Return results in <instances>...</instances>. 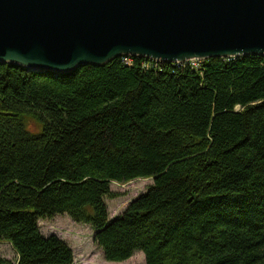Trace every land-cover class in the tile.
<instances>
[{"label":"trees","instance_id":"trees-1","mask_svg":"<svg viewBox=\"0 0 264 264\" xmlns=\"http://www.w3.org/2000/svg\"><path fill=\"white\" fill-rule=\"evenodd\" d=\"M128 60L58 76L0 65V242L17 255L0 264H74L39 230L62 215L106 262L264 264V58ZM147 178L109 221L110 183Z\"/></svg>","mask_w":264,"mask_h":264},{"label":"water","instance_id":"water-1","mask_svg":"<svg viewBox=\"0 0 264 264\" xmlns=\"http://www.w3.org/2000/svg\"><path fill=\"white\" fill-rule=\"evenodd\" d=\"M264 0H0V65L66 75L122 57L264 58Z\"/></svg>","mask_w":264,"mask_h":264},{"label":"rangeland","instance_id":"rangeland-1","mask_svg":"<svg viewBox=\"0 0 264 264\" xmlns=\"http://www.w3.org/2000/svg\"><path fill=\"white\" fill-rule=\"evenodd\" d=\"M121 62L130 64V58H119ZM128 60V61H127ZM226 61V60H225ZM229 61V60H227ZM201 61H192L184 64H169L176 67L191 66L198 68ZM147 63L156 62L147 61ZM145 67L148 64H144ZM152 185V179H138L128 183H110V190L115 197L105 198L109 221L116 219L126 207L139 196L143 195ZM39 230L42 235H56L64 240L71 248L74 264H145L142 253H134L133 256L121 263L106 262L102 252L93 242V231L87 225L77 224L67 216H55L51 219L39 220ZM16 253L11 245L6 242H0V257L14 263Z\"/></svg>","mask_w":264,"mask_h":264},{"label":"bare ground","instance_id":"bare-ground-1","mask_svg":"<svg viewBox=\"0 0 264 264\" xmlns=\"http://www.w3.org/2000/svg\"><path fill=\"white\" fill-rule=\"evenodd\" d=\"M264 25V24H263ZM256 57H258V56H256ZM122 58H126V57H122ZM127 58H130V57H127ZM239 58H243V57H239ZM239 58H233V59H239ZM130 59H133V58H130ZM138 59H140V58H138ZM233 59H221V60H233ZM143 60H146V59H143ZM208 60V59H207ZM146 61H151V62H156V63H161V64H166V63H162V62H159V61H152V60H146ZM192 61H205V60H190V61H186V62H183V63H179V62H177V63H173V64H184V63H189V62H192ZM190 64V63H189ZM2 66H5V65H2ZM6 66H8V65H6ZM11 67V66H10ZM15 68H20V67H15ZM22 69H24V68H22ZM25 70V69H24ZM26 71V70H25ZM27 72V71H26Z\"/></svg>","mask_w":264,"mask_h":264}]
</instances>
